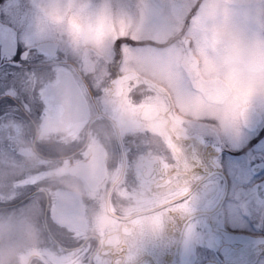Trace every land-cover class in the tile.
Here are the masks:
<instances>
[{
    "label": "flooded vegetation",
    "instance_id": "af4514ba",
    "mask_svg": "<svg viewBox=\"0 0 264 264\" xmlns=\"http://www.w3.org/2000/svg\"><path fill=\"white\" fill-rule=\"evenodd\" d=\"M11 9L0 264H264V77L183 58L180 96L133 87L119 42L102 54L68 16L24 34Z\"/></svg>",
    "mask_w": 264,
    "mask_h": 264
},
{
    "label": "rangeland",
    "instance_id": "374dc122",
    "mask_svg": "<svg viewBox=\"0 0 264 264\" xmlns=\"http://www.w3.org/2000/svg\"><path fill=\"white\" fill-rule=\"evenodd\" d=\"M38 3L46 7L48 0H0V8L13 22L11 8L32 10L24 34L57 28L68 16L66 27L83 28L84 39L102 54L111 53L119 42L122 58H130L135 66L164 65L177 96L184 81L181 57L202 58L211 70L220 69L217 63L228 58L239 70L264 77V0H56L55 17L37 10ZM183 35L190 38L188 45Z\"/></svg>",
    "mask_w": 264,
    "mask_h": 264
},
{
    "label": "clouds",
    "instance_id": "9594fccd",
    "mask_svg": "<svg viewBox=\"0 0 264 264\" xmlns=\"http://www.w3.org/2000/svg\"><path fill=\"white\" fill-rule=\"evenodd\" d=\"M46 10L49 11L51 16L55 17L57 11L56 0H48V3L46 4ZM256 60L258 62V56L256 57ZM179 62L183 64L184 59L181 57ZM129 71L135 72L138 77V79L134 82L133 87H138L141 83H144L145 81L155 84L158 87L164 89L165 91H167L168 87L170 86L168 84L167 79L168 70L164 65H161L159 63L152 62L145 65L137 66L135 68H129ZM72 187L75 191L80 192L82 186L79 184H73ZM97 219L102 221V217H98Z\"/></svg>",
    "mask_w": 264,
    "mask_h": 264
},
{
    "label": "water",
    "instance_id": "95a60500",
    "mask_svg": "<svg viewBox=\"0 0 264 264\" xmlns=\"http://www.w3.org/2000/svg\"><path fill=\"white\" fill-rule=\"evenodd\" d=\"M0 40L6 45H12L15 40V30L3 22H0Z\"/></svg>",
    "mask_w": 264,
    "mask_h": 264
}]
</instances>
